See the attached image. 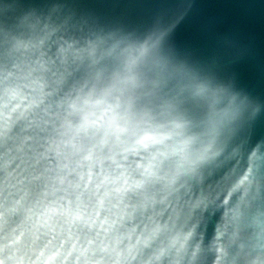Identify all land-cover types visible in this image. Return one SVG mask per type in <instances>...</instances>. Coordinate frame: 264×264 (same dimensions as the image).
I'll return each instance as SVG.
<instances>
[{
	"label": "clouds",
	"instance_id": "1",
	"mask_svg": "<svg viewBox=\"0 0 264 264\" xmlns=\"http://www.w3.org/2000/svg\"><path fill=\"white\" fill-rule=\"evenodd\" d=\"M0 264H264V0H0Z\"/></svg>",
	"mask_w": 264,
	"mask_h": 264
}]
</instances>
